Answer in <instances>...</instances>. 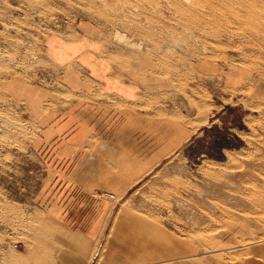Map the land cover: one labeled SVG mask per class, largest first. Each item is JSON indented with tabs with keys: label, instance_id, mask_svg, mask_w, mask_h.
Wrapping results in <instances>:
<instances>
[{
	"label": "rangeland",
	"instance_id": "rangeland-1",
	"mask_svg": "<svg viewBox=\"0 0 264 264\" xmlns=\"http://www.w3.org/2000/svg\"><path fill=\"white\" fill-rule=\"evenodd\" d=\"M187 1L0 0V264H264V29L235 1ZM85 19L126 33L160 80L134 105L168 121L150 149L79 147L101 133L80 108L128 106L85 76L71 91L45 58L53 30Z\"/></svg>",
	"mask_w": 264,
	"mask_h": 264
},
{
	"label": "crops",
	"instance_id": "crops-1",
	"mask_svg": "<svg viewBox=\"0 0 264 264\" xmlns=\"http://www.w3.org/2000/svg\"><path fill=\"white\" fill-rule=\"evenodd\" d=\"M125 34L121 31L108 32L102 24L85 19L64 24L48 35V41H44L43 51L46 60L51 64L52 70L64 76V81L71 91H79L86 85L82 78L85 76L87 81L89 79L103 91L109 92L107 95L112 96L118 103L121 101L123 105H128L121 107L122 105L112 102L95 108L86 104L80 108V114L84 115V120L80 124L86 126L92 118L91 113L95 112V129L101 133L100 137L96 136L97 140L93 145L92 142L85 140L79 141V147L150 149L152 129L156 132L158 128V135L161 133L166 135L167 120L151 119L149 110L141 111L134 108L139 97H146L140 93L161 88V82L159 79L151 80L150 77L141 74L144 64L136 63V60L129 56L132 49L118 36ZM85 90L87 91V88ZM131 105L132 108L129 107ZM90 163L93 162L91 160L86 162ZM94 177L92 178L95 179ZM86 228L90 229L89 235L96 239L101 227L97 222H91ZM47 258L53 264H131L129 262L133 261V256Z\"/></svg>",
	"mask_w": 264,
	"mask_h": 264
},
{
	"label": "bare ground",
	"instance_id": "bare-ground-1",
	"mask_svg": "<svg viewBox=\"0 0 264 264\" xmlns=\"http://www.w3.org/2000/svg\"><path fill=\"white\" fill-rule=\"evenodd\" d=\"M185 1H187V0H185ZM213 1L214 0H201V2L199 1L198 4H196L195 1L194 2H191V4H189L188 1H187L188 4L187 3L186 4H183L182 7H184V5H188L186 11H189L191 15H195V14H198L199 15V14H201V11L204 12L205 11V8H206L205 5L202 2H208V3L212 4L215 7V5H214L215 3ZM222 1H226V0H222ZM233 1L236 2L235 5L238 3L239 4V7L238 8L231 7V8H234V9L230 10V13H234V14H237V15H241V16L245 17V21H248L251 24H254V26H257L258 27V29H264V27L262 26V24H259V21L258 20L261 18V16L257 12L258 11V8L260 9L259 6L261 5V3L264 0H227V4L228 3L231 4V2L233 3ZM182 3H184V2H182ZM235 5H233V6H235ZM230 36H234V34H232ZM177 41H179V40H177ZM109 196L110 197L112 196V197L116 198V195H114V194H109Z\"/></svg>",
	"mask_w": 264,
	"mask_h": 264
}]
</instances>
